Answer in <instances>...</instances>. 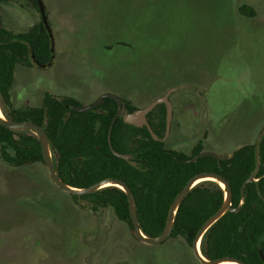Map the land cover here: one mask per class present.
I'll return each instance as SVG.
<instances>
[{
    "label": "rangeland",
    "instance_id": "rangeland-1",
    "mask_svg": "<svg viewBox=\"0 0 264 264\" xmlns=\"http://www.w3.org/2000/svg\"><path fill=\"white\" fill-rule=\"evenodd\" d=\"M51 29L50 65H16L15 108L45 94L88 106L104 94L137 109L175 86L166 148L215 155L256 142L264 128V0H41ZM246 6L254 15L242 13ZM14 15H18L14 19ZM7 29L40 20L25 0L2 6ZM14 20L15 25H14ZM192 112H197L194 115ZM0 264H200L181 238L134 239L110 209L92 212L58 189L42 163L0 159Z\"/></svg>",
    "mask_w": 264,
    "mask_h": 264
},
{
    "label": "trees",
    "instance_id": "trees-1",
    "mask_svg": "<svg viewBox=\"0 0 264 264\" xmlns=\"http://www.w3.org/2000/svg\"><path fill=\"white\" fill-rule=\"evenodd\" d=\"M12 1L0 0V110L6 119L43 126L59 178L75 188H85L105 178L125 183L134 196L141 232L156 237L164 229L171 202L187 181L202 172L217 173L230 186L232 207L240 209L225 212L206 230L200 241L202 256L208 260L230 257L245 264H264V128L256 142L237 147L227 159L204 155L190 161L206 152L202 140L196 142L189 154L166 148L164 142L152 138L145 126L125 124L116 115L118 106L111 98L105 97L88 111L75 110L82 105L74 98L50 94H45L40 106L13 107L10 87L15 66H48L53 50L51 29L48 21L47 25L42 22L41 15L45 13L40 12L37 0H25L26 5L40 14L37 23L19 33L5 27L2 6ZM239 9L254 15L246 6ZM124 102L127 112L137 109L129 101ZM146 119L152 132L162 138L165 105L155 106ZM108 136L113 150L130 154L135 166L112 154ZM0 159L13 168L44 164L40 142L33 132L8 130L1 125ZM257 164L256 182L247 183L241 195L243 182L253 174ZM71 197L75 202H86L93 213L110 209L135 239L127 198L120 188L106 186ZM223 199L224 191L217 182L207 180L194 185L176 210L167 241L181 238L191 247L199 228Z\"/></svg>",
    "mask_w": 264,
    "mask_h": 264
},
{
    "label": "water",
    "instance_id": "water-1",
    "mask_svg": "<svg viewBox=\"0 0 264 264\" xmlns=\"http://www.w3.org/2000/svg\"><path fill=\"white\" fill-rule=\"evenodd\" d=\"M37 3L39 5V10L40 12L43 11L42 5L40 3L39 0H37ZM41 19L42 22L47 25V20L45 15H41ZM40 67H44L42 65H38ZM176 88H173L169 91H167L163 96H161L160 98H157L156 100L152 101L150 104H148L147 106L140 108V109H136L133 112L129 113L126 111V104L125 102L112 94H104L102 96H100L94 103L88 105V106H81V107H75V110L78 111H88L93 109L95 106H97L105 97L107 98H111L113 99L116 103H117V112L116 115L117 116H121L122 117V121L125 124L128 125H132L135 127H143L145 126L150 135L152 136V138L156 141H161L164 142V140L166 139V137L168 136L169 133V127H170V120H171V103L169 101V95L175 91ZM159 104H164L165 108H166V126H165V132L162 138L157 137L152 130L149 127V124L147 122L146 116L147 114L157 105ZM114 119L112 120L113 123ZM0 125L8 130H13V131H20V130H24V131H31L33 132L36 137L38 138L39 142H40V146H41V151H42V157H43V163L47 169L48 175L51 179V181L53 182V184L60 189L62 192L71 195V196H77L80 197L82 195H86V194H90L98 189H101L103 187L106 186H115L120 188L121 190H123V192L126 195L127 198V203H128V212H129V217L132 223V227H133V235L135 237L136 240H138L139 242L145 244V245H157L160 243H163L164 241H166L171 233L172 230V225H173V220H174V215L176 213V210L179 206V204L181 203V201L183 200V198L185 197V195L187 194V192L190 190V188H192L194 185L202 182V181H214L217 182L218 185L223 189L224 191V199L223 202L221 204V206L215 211L214 214H212L199 228L193 242H192V252L194 257L196 258V260L200 263V264H245L242 261L238 260V259H234V258H230V257H222V258H217L214 260H208L206 258H204L200 252V241L201 238L203 236V234L206 232V230L215 222L217 221L225 212H236L240 209V206L233 208L232 204H231V189L229 184L227 183V181L220 176L217 173H212V172H202L199 174L194 175L193 177H191L187 183L183 186V188L177 193V195L174 197L173 201L171 202L170 206H169V210H168V214L166 217V222H165V226L164 229L162 231V233L156 237H148L145 236L139 227V223H138V219H137V215H136V210H135V200H134V196L131 192V190L129 189V187L114 178H105L102 179L88 187L85 188H75V187H71L69 185H67L66 183H64L59 176L57 175L56 171H55V167L53 164V160H52V156H51V151H50V144H49V140L47 137V134L43 128V126L37 125L35 123H32L30 121H22V122H15L9 119H6L0 110ZM108 144H109V148L112 152V154H114L115 156L122 158L126 161H128V163L130 165L135 166V162H133L131 160V155L130 154H121L116 152L115 150H113V148L111 147L110 144V140H109V136H108ZM204 155H211L213 157H215L217 160H224L230 157V154H222V155H215L212 154L210 152H202L201 154L193 157L190 161H195L198 157L204 156ZM258 171V164L256 165L255 171L253 172V174L243 182L240 192L241 195L243 194V189L244 186L247 183H252V182H256V173Z\"/></svg>",
    "mask_w": 264,
    "mask_h": 264
},
{
    "label": "flooded vegetation",
    "instance_id": "flooded-vegetation-1",
    "mask_svg": "<svg viewBox=\"0 0 264 264\" xmlns=\"http://www.w3.org/2000/svg\"><path fill=\"white\" fill-rule=\"evenodd\" d=\"M173 88H184V87L175 86ZM183 101H184V98L180 97L176 101L172 102V104H171L172 108L178 107V109H179L178 115L180 116L181 119L184 118V114H186L187 110L194 106V104H192L191 102H186V104L185 103L183 104ZM129 113H131V112H129ZM192 113L194 115L197 114V112H192Z\"/></svg>",
    "mask_w": 264,
    "mask_h": 264
},
{
    "label": "crops",
    "instance_id": "crops-1",
    "mask_svg": "<svg viewBox=\"0 0 264 264\" xmlns=\"http://www.w3.org/2000/svg\"><path fill=\"white\" fill-rule=\"evenodd\" d=\"M18 17V15H14V19H16ZM15 21L16 20H14L13 22H14V25H15ZM3 23H4V25H5V22H4V20H3ZM6 27V26H5ZM8 28V27H7ZM10 31H12V32H14L13 30H11V29H9ZM20 32H22V31H20ZM14 33H19V31L18 32H14Z\"/></svg>",
    "mask_w": 264,
    "mask_h": 264
},
{
    "label": "bare ground",
    "instance_id": "bare-ground-1",
    "mask_svg": "<svg viewBox=\"0 0 264 264\" xmlns=\"http://www.w3.org/2000/svg\"><path fill=\"white\" fill-rule=\"evenodd\" d=\"M233 264V263H232Z\"/></svg>",
    "mask_w": 264,
    "mask_h": 264
}]
</instances>
